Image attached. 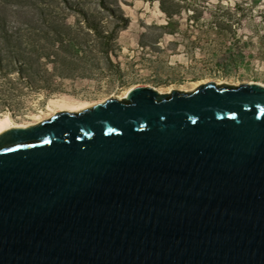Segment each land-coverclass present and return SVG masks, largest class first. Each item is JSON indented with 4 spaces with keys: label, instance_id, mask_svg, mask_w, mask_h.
<instances>
[{
    "label": "water",
    "instance_id": "1",
    "mask_svg": "<svg viewBox=\"0 0 264 264\" xmlns=\"http://www.w3.org/2000/svg\"><path fill=\"white\" fill-rule=\"evenodd\" d=\"M171 92L0 134V264H264V87Z\"/></svg>",
    "mask_w": 264,
    "mask_h": 264
},
{
    "label": "rangeland",
    "instance_id": "2",
    "mask_svg": "<svg viewBox=\"0 0 264 264\" xmlns=\"http://www.w3.org/2000/svg\"><path fill=\"white\" fill-rule=\"evenodd\" d=\"M43 1L0 0V21L11 37L9 47L0 41V116L17 124H36L41 114L40 122L50 119L48 101L60 95L91 108L122 100L138 86L171 94L209 83L264 85V0H179L182 7L170 27L158 0H106L108 9L99 0H69L73 6L64 12L59 0ZM80 7L115 29L112 65L98 58L83 75L61 77L59 63L43 54L68 45L56 31L63 20L82 21ZM80 36L84 47L94 42L84 30ZM18 54L26 58L24 69L13 62Z\"/></svg>",
    "mask_w": 264,
    "mask_h": 264
},
{
    "label": "trees",
    "instance_id": "3",
    "mask_svg": "<svg viewBox=\"0 0 264 264\" xmlns=\"http://www.w3.org/2000/svg\"><path fill=\"white\" fill-rule=\"evenodd\" d=\"M158 1L161 11L169 20L167 27H170L173 24L172 18L180 13L182 7L181 2L179 0ZM99 2L103 9H108L106 6V0H99ZM43 4L46 5V0L43 1ZM72 6L73 4L69 0H59V11L64 12ZM77 9L83 20H78L74 25H69L65 20H63L62 22H59V28L56 31V34L60 38L65 39L68 45L66 47L53 50L50 53L48 52L43 54L46 58L54 57L55 61L59 63L57 70L59 69V75L61 77H68L74 73H82L80 75H83V73L86 72V69H92L95 67V62L98 58H102L112 65L110 52L113 50V43L116 38L115 29H111L110 27L103 25L101 21L95 19L94 14L88 13L84 10V8L80 7ZM42 12H44V7H41V13ZM2 23L0 21V31L3 35L0 37V41H3L6 44V47H9L11 44V37L7 35L8 33L5 30V24L3 21ZM83 30L84 36L94 37V42L91 46L84 47L83 44L86 42L82 41L80 36V33H82ZM81 51H83V55ZM25 59L24 55L18 54L14 56L13 62L20 63V68L24 69L23 65L26 64ZM86 62H90V64ZM1 64L2 58L0 57V65Z\"/></svg>",
    "mask_w": 264,
    "mask_h": 264
},
{
    "label": "bare ground",
    "instance_id": "4",
    "mask_svg": "<svg viewBox=\"0 0 264 264\" xmlns=\"http://www.w3.org/2000/svg\"><path fill=\"white\" fill-rule=\"evenodd\" d=\"M259 85L264 87L263 84H259ZM132 89L128 90L125 93V97ZM89 106L90 105L87 102L75 100L74 98H71L67 95H60L55 99L54 98L49 99L47 110L50 112L49 116H52L60 112H79L81 110L86 109ZM41 115H35V118L38 121L36 124L40 123L42 119ZM36 124H29V123L17 124L12 120V118L9 115H3L0 116V134L12 128H28Z\"/></svg>",
    "mask_w": 264,
    "mask_h": 264
}]
</instances>
